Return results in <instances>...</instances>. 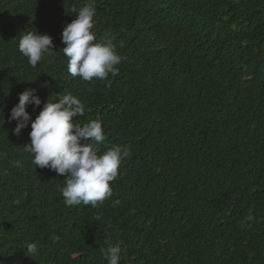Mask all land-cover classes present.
Masks as SVG:
<instances>
[{
	"label": "trees",
	"instance_id": "1",
	"mask_svg": "<svg viewBox=\"0 0 264 264\" xmlns=\"http://www.w3.org/2000/svg\"><path fill=\"white\" fill-rule=\"evenodd\" d=\"M86 2L0 0V264H107L108 241L119 264H264V0H95L92 31L127 59L91 81L61 51ZM28 30L53 41L35 68L18 50ZM30 88L33 120L71 93L86 109L74 122L102 123L99 154L130 148L103 204L66 206L65 177L23 149L31 122L13 134Z\"/></svg>",
	"mask_w": 264,
	"mask_h": 264
},
{
	"label": "clouds",
	"instance_id": "2",
	"mask_svg": "<svg viewBox=\"0 0 264 264\" xmlns=\"http://www.w3.org/2000/svg\"><path fill=\"white\" fill-rule=\"evenodd\" d=\"M94 3L95 0H87L83 7L73 9L76 18L65 25L61 33V42L65 45L61 51L67 58V71L72 77L84 81L93 78L104 80L109 75H118L117 66L127 59L117 53L115 36L106 32L98 39L92 31L96 15ZM18 37V50L33 68L46 56L55 53L51 50L52 37L47 34L28 30ZM59 96L61 98L55 102L49 99L44 102L42 110L33 120L26 108L32 105L35 111L42 101L36 89L20 93L18 104L10 111L9 122H16L12 132L19 136L31 122L30 143L25 144L23 149L30 154L32 164L65 177L59 191L66 206L83 204L96 208L112 196L110 182L117 178L121 162L129 156L130 148L112 145L99 154V146L106 141L102 123L99 120L84 124L74 122V117L84 116L85 105L71 93ZM4 155L6 153H0V157ZM14 166L20 167V162L15 161ZM96 219L99 220L100 216L97 215ZM253 219L252 216L245 218L249 222ZM107 243L104 254L107 264H119L123 250L121 242L114 245L111 241ZM37 252L36 243L26 245L27 256Z\"/></svg>",
	"mask_w": 264,
	"mask_h": 264
}]
</instances>
